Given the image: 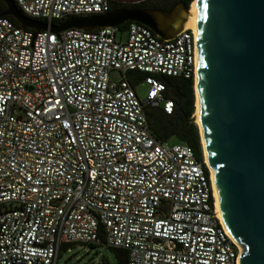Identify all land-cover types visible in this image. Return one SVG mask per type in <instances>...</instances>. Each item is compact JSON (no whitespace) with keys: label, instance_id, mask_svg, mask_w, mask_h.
I'll return each instance as SVG.
<instances>
[{"label":"built area","instance_id":"2783aa9c","mask_svg":"<svg viewBox=\"0 0 264 264\" xmlns=\"http://www.w3.org/2000/svg\"><path fill=\"white\" fill-rule=\"evenodd\" d=\"M13 1L49 24L111 9ZM125 23L123 40L120 25L35 31L0 16V264H57L64 243L124 249L126 264H237L203 157L149 130L146 105L174 109L163 77L195 79V34Z\"/></svg>","mask_w":264,"mask_h":264},{"label":"water","instance_id":"95a60500","mask_svg":"<svg viewBox=\"0 0 264 264\" xmlns=\"http://www.w3.org/2000/svg\"><path fill=\"white\" fill-rule=\"evenodd\" d=\"M2 1V15L35 31L135 21L162 38L176 33L174 10L188 9L178 0L168 9L117 7L49 24ZM196 21L200 129L221 222L240 248L237 264H264V0H197ZM170 94L180 97L173 86Z\"/></svg>","mask_w":264,"mask_h":264},{"label":"trees","instance_id":"16d2710c","mask_svg":"<svg viewBox=\"0 0 264 264\" xmlns=\"http://www.w3.org/2000/svg\"><path fill=\"white\" fill-rule=\"evenodd\" d=\"M178 0H163L158 3H131V4H121L111 0V9L117 7H148V8H161L168 9L173 3ZM188 7L192 0H181ZM5 9V4L0 0V16ZM9 18L18 25V22L13 18ZM126 23L120 25L124 26ZM165 82L174 81L176 83H182V92L185 95V103L178 108L174 106L175 111H177L178 116L174 117L173 114H166L161 111L159 107H153L146 105L149 128L157 133V138L164 139L169 135H175L181 142L188 143L197 158L202 159V149L200 143L199 130L194 122L186 121V117H190L193 113L194 105V94H193V79L181 78V77H163ZM167 94H170L167 87ZM71 243L62 244L61 248L67 249L68 245ZM112 248V247H111ZM116 254L117 260L120 264H126L127 253L124 249L113 248Z\"/></svg>","mask_w":264,"mask_h":264},{"label":"rangeland","instance_id":"374dc122","mask_svg":"<svg viewBox=\"0 0 264 264\" xmlns=\"http://www.w3.org/2000/svg\"><path fill=\"white\" fill-rule=\"evenodd\" d=\"M121 4H131V3H158L163 0H113ZM191 3L189 4V6ZM188 6V7H189ZM120 27L116 33V36L124 40L126 38V32L123 28ZM139 75V74H138ZM134 76L133 87L137 97L140 100H144L146 97L148 85L141 83L140 77L137 79ZM129 77H132L131 73H128ZM120 77V74L116 70L110 72V78L112 80H117ZM194 82V81H193ZM194 94V88H193ZM195 100V96H194ZM194 110V105H193ZM150 133L157 137V133L149 128ZM167 144H174L181 142L175 135H169L164 138ZM202 149V148H201ZM57 264H120L117 260L114 249L111 247H106L104 245H93L89 243H71L68 245L67 249L61 248Z\"/></svg>","mask_w":264,"mask_h":264},{"label":"bare ground","instance_id":"6f19581e","mask_svg":"<svg viewBox=\"0 0 264 264\" xmlns=\"http://www.w3.org/2000/svg\"><path fill=\"white\" fill-rule=\"evenodd\" d=\"M196 16H197V0H192L191 5L188 7L186 14L183 15L179 8H176L174 10L172 14L171 26L175 32L181 29H191L194 32L195 37L197 39ZM193 88H194L195 100H194V110L192 113V117H193L194 123L197 125L199 129L202 155H203V159L205 163L208 166L203 136H202L201 129H200L199 104H198V94H197V75L194 79ZM213 195H214L216 207L218 210L214 187H213Z\"/></svg>","mask_w":264,"mask_h":264},{"label":"flooded vegetation","instance_id":"af4514ba","mask_svg":"<svg viewBox=\"0 0 264 264\" xmlns=\"http://www.w3.org/2000/svg\"><path fill=\"white\" fill-rule=\"evenodd\" d=\"M167 83V87H168V91L170 93V86L176 87L179 91V98L173 97L174 99V106H176V108H178L179 106L183 105L185 103V95L182 92V83L181 82H174V81H168ZM174 117L178 116L177 111L173 110L172 112Z\"/></svg>","mask_w":264,"mask_h":264}]
</instances>
